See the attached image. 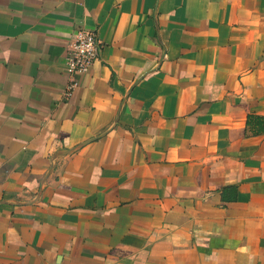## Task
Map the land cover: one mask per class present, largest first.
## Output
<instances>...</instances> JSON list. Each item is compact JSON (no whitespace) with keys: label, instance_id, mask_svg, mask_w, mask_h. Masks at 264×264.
<instances>
[{"label":"crops","instance_id":"obj_1","mask_svg":"<svg viewBox=\"0 0 264 264\" xmlns=\"http://www.w3.org/2000/svg\"><path fill=\"white\" fill-rule=\"evenodd\" d=\"M0 264H264V0H0Z\"/></svg>","mask_w":264,"mask_h":264},{"label":"built area","instance_id":"obj_2","mask_svg":"<svg viewBox=\"0 0 264 264\" xmlns=\"http://www.w3.org/2000/svg\"><path fill=\"white\" fill-rule=\"evenodd\" d=\"M100 42L95 32L78 29L73 34L66 57V68L70 76L63 92L65 98H70L78 87L77 76L86 74L98 59Z\"/></svg>","mask_w":264,"mask_h":264}]
</instances>
